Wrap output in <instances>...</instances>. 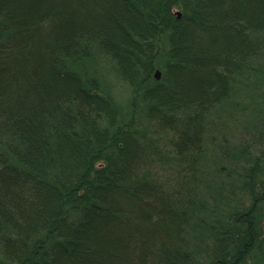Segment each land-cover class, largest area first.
Returning a JSON list of instances; mask_svg holds the SVG:
<instances>
[{"label":"trees","instance_id":"1","mask_svg":"<svg viewBox=\"0 0 264 264\" xmlns=\"http://www.w3.org/2000/svg\"><path fill=\"white\" fill-rule=\"evenodd\" d=\"M100 56L128 113L84 65ZM263 61L264 0H0V264H247L264 135L237 203L198 218L202 261L191 223L216 110Z\"/></svg>","mask_w":264,"mask_h":264},{"label":"rangeland","instance_id":"2","mask_svg":"<svg viewBox=\"0 0 264 264\" xmlns=\"http://www.w3.org/2000/svg\"><path fill=\"white\" fill-rule=\"evenodd\" d=\"M84 65L102 82L122 111L128 113L129 102L133 97L132 89L118 77L111 60L100 56L87 60ZM79 69L84 70L82 67ZM233 92L231 100L216 110L218 112L215 118L219 121L213 127L216 144L209 145L204 161L202 160L206 171L200 180L202 191L199 196L205 203L206 210L200 216L195 213L191 223L192 235L197 239L195 247L198 252L195 250V255L200 261L205 259V254L200 249V240L207 237L208 227L202 224L206 228H200L198 218H207L208 223L213 222L217 216L224 215L230 206L237 203L240 191L236 187V170L242 161L241 151L245 148L256 151L260 138L264 135V61L246 77L235 80ZM222 166L224 168L221 170ZM247 264H264V246L261 251L250 256Z\"/></svg>","mask_w":264,"mask_h":264},{"label":"water","instance_id":"3","mask_svg":"<svg viewBox=\"0 0 264 264\" xmlns=\"http://www.w3.org/2000/svg\"><path fill=\"white\" fill-rule=\"evenodd\" d=\"M176 14H177L178 18H181L182 14L180 12H177ZM155 77H156V79L159 80L161 78V72L157 71Z\"/></svg>","mask_w":264,"mask_h":264}]
</instances>
